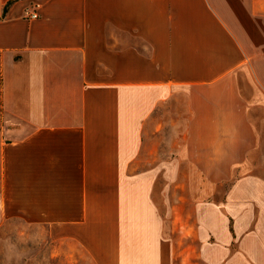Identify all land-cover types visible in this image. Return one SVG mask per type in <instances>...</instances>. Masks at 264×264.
Returning <instances> with one entry per match:
<instances>
[{
	"label": "crops",
	"instance_id": "0c3cea01",
	"mask_svg": "<svg viewBox=\"0 0 264 264\" xmlns=\"http://www.w3.org/2000/svg\"><path fill=\"white\" fill-rule=\"evenodd\" d=\"M222 1L0 0V264H20L8 223H82L103 175L144 164V109L101 119L118 89L163 99L247 62L230 57ZM256 230L237 264H264Z\"/></svg>",
	"mask_w": 264,
	"mask_h": 264
},
{
	"label": "rangeland",
	"instance_id": "374dc122",
	"mask_svg": "<svg viewBox=\"0 0 264 264\" xmlns=\"http://www.w3.org/2000/svg\"><path fill=\"white\" fill-rule=\"evenodd\" d=\"M219 6L230 57L247 62L211 88L176 87L163 99L118 89L116 111L101 119L140 122L144 109V164L103 175L82 223H8L17 263L244 262L238 243L244 253L256 226L264 234V0Z\"/></svg>",
	"mask_w": 264,
	"mask_h": 264
},
{
	"label": "built area",
	"instance_id": "2783aa9c",
	"mask_svg": "<svg viewBox=\"0 0 264 264\" xmlns=\"http://www.w3.org/2000/svg\"><path fill=\"white\" fill-rule=\"evenodd\" d=\"M31 18H37L38 17V14H37V11L33 12L31 15H30Z\"/></svg>",
	"mask_w": 264,
	"mask_h": 264
},
{
	"label": "trees",
	"instance_id": "16d2710c",
	"mask_svg": "<svg viewBox=\"0 0 264 264\" xmlns=\"http://www.w3.org/2000/svg\"><path fill=\"white\" fill-rule=\"evenodd\" d=\"M7 9V8H6Z\"/></svg>",
	"mask_w": 264,
	"mask_h": 264
}]
</instances>
